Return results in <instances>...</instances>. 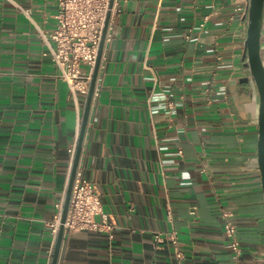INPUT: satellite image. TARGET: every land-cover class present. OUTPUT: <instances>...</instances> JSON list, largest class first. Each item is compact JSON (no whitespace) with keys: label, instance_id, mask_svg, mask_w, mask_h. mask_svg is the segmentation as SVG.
<instances>
[{"label":"crops","instance_id":"crops-1","mask_svg":"<svg viewBox=\"0 0 264 264\" xmlns=\"http://www.w3.org/2000/svg\"><path fill=\"white\" fill-rule=\"evenodd\" d=\"M116 3L78 163L113 228L64 233L57 264H264L258 99L240 82L248 0ZM56 12L0 0V264L54 255L86 106L40 32ZM173 230L182 259L154 241Z\"/></svg>","mask_w":264,"mask_h":264},{"label":"built area","instance_id":"built-area-1","mask_svg":"<svg viewBox=\"0 0 264 264\" xmlns=\"http://www.w3.org/2000/svg\"><path fill=\"white\" fill-rule=\"evenodd\" d=\"M57 5L55 14L56 26L50 33L40 30L42 38L47 43L51 57L60 71V77L65 81L71 96L77 100L79 95L87 97L90 89L92 73L98 56L99 45L102 39L105 21L110 11L105 42L112 38L115 18L120 9L114 0H53ZM101 65V64H100ZM84 66L90 68L89 72ZM96 87L94 95L96 94ZM58 215L52 224L54 244L61 225V216L64 200L56 204ZM192 213H194L192 211ZM101 215V219L96 216ZM113 224L108 214L103 212L100 195L95 191L92 182L84 172L77 168L70 195L69 208L64 222V233L72 231H110ZM226 234L229 237L232 249L240 254L241 242L238 239L237 227L232 221L225 224ZM168 240L174 247L176 256L183 258L179 251L178 232L173 230L166 236L156 233L154 241L158 246Z\"/></svg>","mask_w":264,"mask_h":264},{"label":"water","instance_id":"water-1","mask_svg":"<svg viewBox=\"0 0 264 264\" xmlns=\"http://www.w3.org/2000/svg\"><path fill=\"white\" fill-rule=\"evenodd\" d=\"M114 0L110 1V8ZM111 12H108L102 39L99 45L98 56L92 73L89 93L86 97V106L82 118L77 149L72 165L71 176L67 195L64 202V208L61 216V225L55 242L54 255L51 264H57L59 251L64 235V222L66 220L69 208L70 195L73 187L75 173L78 168L79 158L82 150L85 129L88 123L89 112L96 87L97 76L102 60L105 37ZM247 36L245 39V48L242 56L245 76L240 79L241 83H250L258 99L257 113L255 123L258 127L257 158L256 165L260 170L262 178V188L264 192V0H248L246 8Z\"/></svg>","mask_w":264,"mask_h":264},{"label":"flooded vegetation","instance_id":"flooded-vegetation-1","mask_svg":"<svg viewBox=\"0 0 264 264\" xmlns=\"http://www.w3.org/2000/svg\"><path fill=\"white\" fill-rule=\"evenodd\" d=\"M263 55H264V51H263ZM248 84V83H247Z\"/></svg>","mask_w":264,"mask_h":264}]
</instances>
